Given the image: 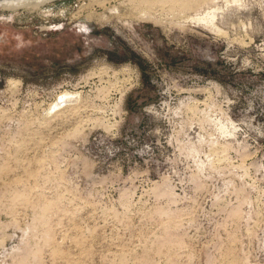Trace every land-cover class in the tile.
<instances>
[{
    "label": "rangeland",
    "instance_id": "obj_1",
    "mask_svg": "<svg viewBox=\"0 0 264 264\" xmlns=\"http://www.w3.org/2000/svg\"><path fill=\"white\" fill-rule=\"evenodd\" d=\"M39 6L0 7V264H264V0Z\"/></svg>",
    "mask_w": 264,
    "mask_h": 264
},
{
    "label": "bare ground",
    "instance_id": "obj_2",
    "mask_svg": "<svg viewBox=\"0 0 264 264\" xmlns=\"http://www.w3.org/2000/svg\"><path fill=\"white\" fill-rule=\"evenodd\" d=\"M50 1L52 0H0V7L3 6V8H9V9L30 7L33 9H37L40 7L39 5H42ZM141 10H144V9L142 8ZM62 101H63V98H62Z\"/></svg>",
    "mask_w": 264,
    "mask_h": 264
}]
</instances>
